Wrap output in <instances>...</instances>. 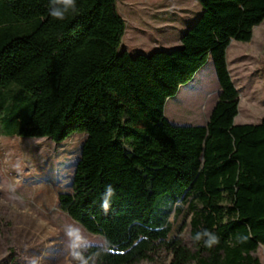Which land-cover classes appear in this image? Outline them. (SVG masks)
I'll return each instance as SVG.
<instances>
[{"label": "trees", "instance_id": "trees-1", "mask_svg": "<svg viewBox=\"0 0 264 264\" xmlns=\"http://www.w3.org/2000/svg\"><path fill=\"white\" fill-rule=\"evenodd\" d=\"M202 12L171 50L131 55L118 0H76L64 20L50 0H0V136L62 142L85 133L71 191L58 206L110 251L94 264H262L264 116L235 123L239 92L227 63L233 40L248 42L264 0H198ZM212 58L220 86L205 125L174 124L169 97ZM107 185L115 194L101 208ZM190 215L189 246L169 220ZM207 229L219 243L196 242ZM97 245L92 251H97Z\"/></svg>", "mask_w": 264, "mask_h": 264}, {"label": "rangeland", "instance_id": "rangeland-1", "mask_svg": "<svg viewBox=\"0 0 264 264\" xmlns=\"http://www.w3.org/2000/svg\"><path fill=\"white\" fill-rule=\"evenodd\" d=\"M117 5L127 24L120 49H128L131 55L137 51L149 54L153 47L152 51L174 49L177 46L169 47L174 43L161 45L165 39L176 43L202 12L198 0H118ZM227 63L239 92L235 123H258L264 116V20L253 28L250 41L230 43ZM219 93L209 58L195 79L167 99L165 116L174 124L202 125L208 121ZM85 139L86 134L78 132L62 142L49 137L0 136V264H29L33 257L39 258V264H70L65 252L67 224L80 227L92 239L105 241L86 231L58 206V193L71 191ZM181 206L184 212L169 218L170 237H179L191 246L190 215L187 205ZM256 255L264 264V246ZM170 260L171 252L162 250L154 261L138 264H169Z\"/></svg>", "mask_w": 264, "mask_h": 264}, {"label": "clouds", "instance_id": "clouds-1", "mask_svg": "<svg viewBox=\"0 0 264 264\" xmlns=\"http://www.w3.org/2000/svg\"><path fill=\"white\" fill-rule=\"evenodd\" d=\"M50 3H55L58 7L49 8V15L57 20H64L66 14L70 11H76V0H50ZM20 169V165H16ZM12 192L14 187L10 186ZM115 194V189L112 185H107L101 200V208L107 212L111 206V199ZM19 199V197H14ZM64 236L66 239L65 252L69 258L70 264H94L96 257L101 253L110 251V247L106 241H98L88 237L83 230L74 225L67 224L64 227ZM194 241H203L206 248H211L219 243V237L207 229L197 232L193 237ZM100 245L97 251H92L94 247ZM29 264H39V258L33 257Z\"/></svg>", "mask_w": 264, "mask_h": 264}, {"label": "crops", "instance_id": "crops-1", "mask_svg": "<svg viewBox=\"0 0 264 264\" xmlns=\"http://www.w3.org/2000/svg\"><path fill=\"white\" fill-rule=\"evenodd\" d=\"M125 33H126V32H125ZM181 36H182V34H181ZM181 36H180L179 40L176 41V43H175L174 41H171V40L168 42V41H166V39H165V41H164V45L162 44L161 46H162V47H167L168 44L170 45L171 43H174L173 45H170L169 47H170V48H174L175 46L178 47V46L181 45ZM158 47H160V46H158ZM158 47H157V48H158ZM154 49H155V48L153 47L152 50H154ZM125 50L129 52L128 49H125ZM134 50L137 51V48L134 49ZM152 50H151V52H153ZM151 52H150V53H151ZM129 53H130V52H129ZM137 53H141V52L137 51L136 54H137ZM198 75H199V71L195 74V76H198ZM195 76H194V79H195ZM213 107H214V106H213ZM212 109H213V108H212ZM211 111H212V110H211ZM209 117H210V115L207 117L208 120H209ZM207 122H208V121H207ZM207 122H206V123H207ZM206 123H204V124H202V125H205Z\"/></svg>", "mask_w": 264, "mask_h": 264}]
</instances>
